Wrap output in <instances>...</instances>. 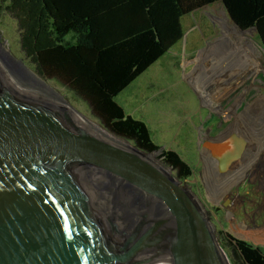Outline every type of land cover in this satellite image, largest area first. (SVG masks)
<instances>
[{"label": "water", "instance_id": "1", "mask_svg": "<svg viewBox=\"0 0 264 264\" xmlns=\"http://www.w3.org/2000/svg\"><path fill=\"white\" fill-rule=\"evenodd\" d=\"M73 111L0 59V264H230L188 183Z\"/></svg>", "mask_w": 264, "mask_h": 264}, {"label": "trees", "instance_id": "2", "mask_svg": "<svg viewBox=\"0 0 264 264\" xmlns=\"http://www.w3.org/2000/svg\"><path fill=\"white\" fill-rule=\"evenodd\" d=\"M220 2L264 49V0H0L17 26L32 70L81 103L106 129L147 153L160 147L144 120L124 112L119 95L181 39L180 19ZM162 161L180 180L193 169L173 151ZM231 264H264V249L222 234Z\"/></svg>", "mask_w": 264, "mask_h": 264}, {"label": "rangeland", "instance_id": "3", "mask_svg": "<svg viewBox=\"0 0 264 264\" xmlns=\"http://www.w3.org/2000/svg\"><path fill=\"white\" fill-rule=\"evenodd\" d=\"M222 8L223 5L218 2L183 16L180 19L181 39L177 45L130 83L117 100L126 113L144 119L152 141L160 147L151 152L155 155L154 161L177 175L160 157L163 151H173L193 169L191 177L182 181L188 183V187L203 204L220 246L222 234L226 233L253 244L264 239V234L259 232L264 229V172L259 170L258 161L251 167L254 171L251 170L247 177L230 187H218L217 177L214 175L213 180L206 166L212 155L215 157L227 144L238 143L243 138L246 140L241 141V145L253 144L264 150V70L260 71L262 87L258 95L253 94V91L245 93L242 101L236 102L233 109L229 108L231 110H228L227 115L210 109L195 91V87L202 85L211 72L223 68L227 63L225 44L219 40L220 28L211 19ZM249 37L259 47L255 41V32ZM0 44L13 61H21L33 71L20 49L16 23L6 14L0 16ZM259 50L263 52L261 47ZM259 61L264 65L262 58ZM232 68L230 66L227 69V74L230 71L229 77H232ZM239 76L246 88L249 73L244 71ZM44 82L63 101L66 100L69 107L84 115L91 125L98 126L120 140L128 141L105 129L91 116L87 107L69 97L62 88ZM235 82L236 86L240 84V80ZM233 93L237 98L238 89ZM258 96L261 97L262 105L253 104ZM237 104L239 106L236 108ZM222 139L229 140L223 142ZM216 141L222 142L216 144ZM261 158L264 159V156ZM260 244L258 246L264 249V243Z\"/></svg>", "mask_w": 264, "mask_h": 264}, {"label": "bare ground", "instance_id": "4", "mask_svg": "<svg viewBox=\"0 0 264 264\" xmlns=\"http://www.w3.org/2000/svg\"><path fill=\"white\" fill-rule=\"evenodd\" d=\"M211 19L220 28L219 40H222L225 44L226 47L225 59L227 60V63L223 68L214 71V73L211 72L210 73L211 75L208 77L207 80L204 81L202 85L195 87V91L198 93V95L205 103V105L208 106L210 109L214 110L217 113L226 114L231 110V109L229 110V108L233 109L236 102L242 101L245 93L253 91V94L258 95L257 93L259 89L262 87L261 84L262 73L260 71L264 70V65L261 64L259 58L263 59V64H264V55L263 52L259 50V47L256 44L252 43L251 40H249L250 38L249 35H252L254 30L238 29L227 16L225 9L222 8L220 13L217 16H213V18ZM0 59L4 63H6L9 67L29 77L33 82H35L51 97H53L58 103H60L65 109H67L72 113L74 112L72 108L66 105L65 102L62 100V98L58 96V93L54 89H52V87H50L48 84H46L44 80H42L35 72L27 68L21 61H13L8 56L7 51L5 50L4 47H2L1 44H0ZM230 66L233 67L231 69L232 72L230 73L232 77H229L228 75L230 71H228L227 74V69ZM244 71L249 73V78H247L249 79L248 85L246 87L247 89L243 87V81L241 79V76H239ZM238 80H240V84L236 86L235 81ZM229 81L231 82L230 84H228ZM240 87L242 89H240ZM235 89H238L237 98H235L233 93ZM260 98L261 97L258 96V99L255 100L253 104L262 105V101H260ZM223 103H225L224 106H222ZM238 106L239 105L237 104L236 108ZM245 113H247V111H245ZM85 124L90 128L103 134V131L98 126L96 125L93 126L90 123L88 124L87 122H85ZM227 140L229 139H222L223 142H226ZM243 140H246V138L241 139V141ZM222 141L220 142L216 141V144H218V142L221 143ZM240 142L238 143L240 144ZM240 146L242 147L240 157L226 166H223L220 163L216 162L215 157L218 156L220 151L218 152V154H215V157L214 155L211 156L212 159L210 160L209 165H207L206 167L209 168L213 180H214V175L217 177L219 183V184L217 183L219 185L218 187H220V185L230 187L231 185L238 183L251 170H253L251 169V167H254V164L257 161L260 166L259 170L261 171V173L264 172V159L261 158L262 156H264L263 155L264 150L262 149L263 147L262 148H260L259 146L256 147L257 145L255 146L253 144H250L249 146H244L240 144ZM261 152H263V154ZM147 157L150 161H154L155 155L152 153V154H148ZM208 157L210 156L208 155ZM209 170H207V172L210 177ZM256 175H260V173H257ZM212 179L211 182L213 181ZM259 232L264 234V229L262 228V231Z\"/></svg>", "mask_w": 264, "mask_h": 264}, {"label": "crops", "instance_id": "5", "mask_svg": "<svg viewBox=\"0 0 264 264\" xmlns=\"http://www.w3.org/2000/svg\"><path fill=\"white\" fill-rule=\"evenodd\" d=\"M174 47H175V46H174ZM174 47H173V48H174ZM173 48H172V49H173ZM156 62H157V61H156ZM116 101H117V103H118V100H116ZM121 107H122V106H121ZM122 109H123V108H122ZM123 110H124V109H123ZM124 112H125V111H124ZM132 115H133V114H132ZM143 120H144V119H143Z\"/></svg>", "mask_w": 264, "mask_h": 264}]
</instances>
